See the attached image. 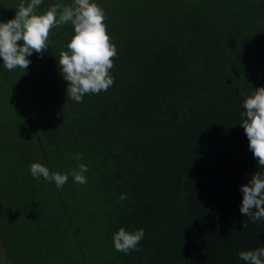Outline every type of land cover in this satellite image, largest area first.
Here are the masks:
<instances>
[{
    "label": "trees",
    "instance_id": "obj_1",
    "mask_svg": "<svg viewBox=\"0 0 264 264\" xmlns=\"http://www.w3.org/2000/svg\"><path fill=\"white\" fill-rule=\"evenodd\" d=\"M21 0H0V22ZM43 0L39 13L56 3ZM117 57L114 85L68 98L59 53L8 71L0 58V244L12 264H246L264 247V221L240 213L264 172L249 149L243 101L264 87V0H94ZM253 87V88H252ZM82 153L83 159L73 158ZM41 163L71 175L62 188L30 174ZM122 193L128 194L121 201ZM247 224L246 228L243 225ZM124 227L139 251L115 250Z\"/></svg>",
    "mask_w": 264,
    "mask_h": 264
},
{
    "label": "clouds",
    "instance_id": "obj_2",
    "mask_svg": "<svg viewBox=\"0 0 264 264\" xmlns=\"http://www.w3.org/2000/svg\"><path fill=\"white\" fill-rule=\"evenodd\" d=\"M43 0H21L14 19L0 22V58L8 71L19 67L28 69L31 61L28 57L35 52L43 57L49 49L50 32L62 25H71L74 35L59 53L58 66L63 80L68 82L66 95L69 99L83 103L84 96L99 94L114 85L110 70L114 67L117 48L107 33L105 21L108 19L104 9L94 0H73L71 4L56 3L43 13L38 9ZM253 88V87H252ZM240 126L249 141V149L259 167L264 169V87L253 88L243 101ZM73 158L82 160V153H74ZM88 167L78 164V169L69 174L50 172L41 163L30 165V174L39 180L55 182L62 188L69 179L75 183H87L85 173ZM243 199L240 213L252 223L264 221V172L256 171L246 185L240 187ZM122 193L120 200L127 199ZM247 224L244 223L243 228ZM145 238L144 229L134 232L120 227L112 236L116 251L125 255L139 251V244ZM239 258L246 264H264V247L240 251Z\"/></svg>",
    "mask_w": 264,
    "mask_h": 264
},
{
    "label": "rangeland",
    "instance_id": "obj_3",
    "mask_svg": "<svg viewBox=\"0 0 264 264\" xmlns=\"http://www.w3.org/2000/svg\"><path fill=\"white\" fill-rule=\"evenodd\" d=\"M0 264H12L5 256L3 247L0 244Z\"/></svg>",
    "mask_w": 264,
    "mask_h": 264
}]
</instances>
